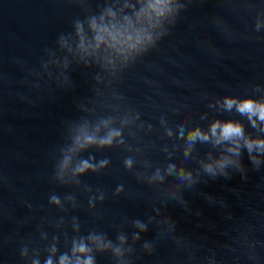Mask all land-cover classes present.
Listing matches in <instances>:
<instances>
[{"label":"water","instance_id":"obj_1","mask_svg":"<svg viewBox=\"0 0 264 264\" xmlns=\"http://www.w3.org/2000/svg\"><path fill=\"white\" fill-rule=\"evenodd\" d=\"M244 99L264 0H0V264H264Z\"/></svg>","mask_w":264,"mask_h":264},{"label":"clouds","instance_id":"obj_2","mask_svg":"<svg viewBox=\"0 0 264 264\" xmlns=\"http://www.w3.org/2000/svg\"><path fill=\"white\" fill-rule=\"evenodd\" d=\"M233 101L228 99L226 100L227 106L231 107ZM238 110L241 112H247L250 115L252 113H256L261 120H264V103H257L251 99H244L240 101L237 104ZM241 131L240 126L237 124H232L231 122L226 123L222 127V132L225 136H229L232 134H239ZM102 143H110V139L106 141H102ZM84 167H88L87 164H84ZM83 251V248L81 247L80 249ZM48 264H51V261H48ZM61 264H65V259L62 257L61 258ZM84 264H92L91 259H88L84 261Z\"/></svg>","mask_w":264,"mask_h":264}]
</instances>
